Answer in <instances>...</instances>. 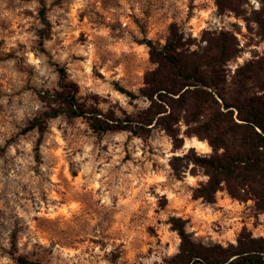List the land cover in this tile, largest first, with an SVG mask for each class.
<instances>
[{"label": "rangeland", "instance_id": "1", "mask_svg": "<svg viewBox=\"0 0 264 264\" xmlns=\"http://www.w3.org/2000/svg\"><path fill=\"white\" fill-rule=\"evenodd\" d=\"M43 1L51 30L42 46L40 0H0V264L19 254L44 264H170L181 243L173 217L206 246L264 236L253 199L224 188L211 203L194 197L208 177L191 148H213L183 121L175 140L158 125L141 136L135 127L97 134L86 119L61 114L48 121L39 161V132H24L47 109L38 92L60 90L57 66L100 112L137 115L149 101L117 85L139 93L155 67L143 41L165 43L172 23L195 48L208 33H233L240 52L225 65L229 87L249 61H259L264 82V0H226L224 12L217 0Z\"/></svg>", "mask_w": 264, "mask_h": 264}, {"label": "trees", "instance_id": "2", "mask_svg": "<svg viewBox=\"0 0 264 264\" xmlns=\"http://www.w3.org/2000/svg\"><path fill=\"white\" fill-rule=\"evenodd\" d=\"M40 2L43 26L38 30V37L43 46L51 23L46 4L43 0ZM227 2L217 0L220 12L230 8ZM259 22L264 25V19ZM203 40L207 44L195 48V39L187 37L175 23L170 24L165 43L144 39L155 67L145 73L139 93L119 85L117 89L131 99L143 97L149 105L126 120L104 114L82 100L79 87L69 80L66 68L57 66L60 90L38 92L47 109L24 129V132L36 129L40 134L36 160H40L48 121L61 114L86 119L97 134L134 131L135 127L141 136L158 125L175 140L180 135L177 124L183 121L188 135L207 139L213 148L209 155H200L191 148V161L202 167L208 177L195 188L194 197L211 203L224 188L233 198L253 199L257 209L264 212V97L250 88L254 83L264 91L261 65L259 61H249L239 70L241 80L238 85L234 83L238 87L233 89L229 87L225 65L239 55L238 39L233 33L221 30L208 33ZM171 220L181 243L170 264H264V236L244 232L236 243L206 246L191 238L181 219ZM14 264L44 263L19 254Z\"/></svg>", "mask_w": 264, "mask_h": 264}, {"label": "bare ground", "instance_id": "3", "mask_svg": "<svg viewBox=\"0 0 264 264\" xmlns=\"http://www.w3.org/2000/svg\"><path fill=\"white\" fill-rule=\"evenodd\" d=\"M195 144H196L197 146H199L200 148L208 149V146H207L206 143L203 142V141L196 140Z\"/></svg>", "mask_w": 264, "mask_h": 264}]
</instances>
